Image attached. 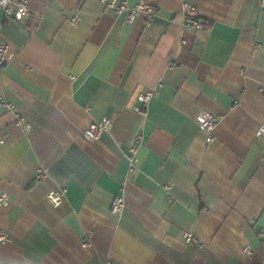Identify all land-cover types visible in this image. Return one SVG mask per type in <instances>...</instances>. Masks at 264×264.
<instances>
[{
	"label": "crops",
	"instance_id": "crops-1",
	"mask_svg": "<svg viewBox=\"0 0 264 264\" xmlns=\"http://www.w3.org/2000/svg\"><path fill=\"white\" fill-rule=\"evenodd\" d=\"M260 1L148 0L157 15L132 24L104 0H29L20 21L0 10V87L32 125L24 134L0 107V192L11 199L0 208L11 239L0 264H264ZM184 4L206 21L203 39L183 25ZM152 89L146 115L134 112ZM202 111L217 118L210 143ZM105 117L111 132L87 141L84 131ZM39 168L48 171L41 180ZM59 189L55 207L48 195Z\"/></svg>",
	"mask_w": 264,
	"mask_h": 264
},
{
	"label": "built area",
	"instance_id": "built-area-1",
	"mask_svg": "<svg viewBox=\"0 0 264 264\" xmlns=\"http://www.w3.org/2000/svg\"><path fill=\"white\" fill-rule=\"evenodd\" d=\"M28 3L29 0H0V10L2 11L4 20H16L20 21L28 13ZM104 5L107 9L113 11L116 15H126L127 24H132L134 20L140 15L145 14L148 19H153L157 15L158 9L151 5L148 0H136L134 7L129 6V0H104ZM260 5L264 10V0L260 1ZM183 25L185 27L191 28L195 36L199 39L205 37L207 30L206 21L201 18L196 7L184 4L182 7ZM78 19L72 21L76 24ZM8 55V45L3 41L0 34V82H1V72L7 63ZM260 91L264 93V84L260 87ZM155 95V90L141 93L138 96L139 105L134 108V112L146 115L147 108ZM0 107L7 108L14 117V125L19 128L24 134H29L32 131V125L24 119L17 108L8 103L2 93L0 87ZM197 124L200 130H202L207 135V141L210 143L214 140V132L217 126V118L207 111H202L197 117ZM113 121L110 117L103 118L100 122L92 123L85 131L84 138L87 141L97 140L102 134L109 133L112 130ZM258 135H264V124L260 127ZM4 139L1 136L0 129V145L4 144ZM144 143V136L141 134L137 135L133 143L130 145L128 150L127 159L129 162V173H133L137 168L138 164V151ZM48 171L43 168L37 170V180H41L46 177ZM65 198V190L59 189L48 195L49 202L58 207L61 205ZM11 199L9 195L0 192V208H7L10 206ZM126 209L125 199L122 195L116 196L112 207L111 213L120 218ZM260 237L264 238V232L260 233ZM184 239L187 244L195 242L194 235L191 233L184 234ZM11 241L8 233L0 229V246ZM82 248L86 250L92 249V245L89 241V235L83 240ZM246 255H251L252 250L250 247L244 249ZM104 264H119L112 261H106Z\"/></svg>",
	"mask_w": 264,
	"mask_h": 264
}]
</instances>
